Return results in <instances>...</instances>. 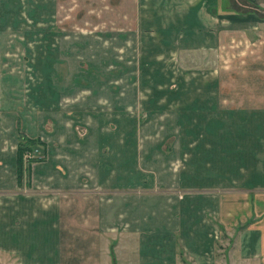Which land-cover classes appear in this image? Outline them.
Returning <instances> with one entry per match:
<instances>
[{
  "label": "crops",
  "instance_id": "1",
  "mask_svg": "<svg viewBox=\"0 0 264 264\" xmlns=\"http://www.w3.org/2000/svg\"><path fill=\"white\" fill-rule=\"evenodd\" d=\"M63 11L118 31L119 46L134 41L145 51L137 78L168 86L149 87L146 129L130 122L127 134L128 121L110 113L80 123L77 108L59 111L55 50L16 40L36 63L26 77L54 80L25 103L16 97L24 75H0L5 264H264V0H0V20L15 29ZM6 30L0 52L14 47L1 46ZM196 52L197 71L175 70L174 55ZM20 119L46 146L28 188L16 184Z\"/></svg>",
  "mask_w": 264,
  "mask_h": 264
},
{
  "label": "rangeland",
  "instance_id": "2",
  "mask_svg": "<svg viewBox=\"0 0 264 264\" xmlns=\"http://www.w3.org/2000/svg\"><path fill=\"white\" fill-rule=\"evenodd\" d=\"M10 8L11 6L7 4L6 10L9 11ZM62 15L63 17L59 16L54 19L46 17L43 22L22 19L16 29L11 28L10 18L9 20L5 18L0 20V26L6 23V28H8L6 30L7 36L1 46H14L11 50L5 47L0 52V75H4V73L13 74L18 71L21 75H24V78H22L24 86H20L21 83L17 84L19 91L16 97H23L22 100L25 103H28L29 99H37V95L42 91L40 88L44 87L45 81L49 93V90H52L50 81L54 80L41 78L39 75L33 76V79L26 77L28 76L27 72L31 73L28 67H34V64H36L29 61V57L33 55L23 52L22 48L18 47L19 45L16 43V40L22 43L26 40L25 46H28L31 51L35 47L40 51L41 46L42 48L46 46L51 51L55 50V55L50 53L51 56H49L51 60L52 58L57 60L53 66H55L57 72L62 74L61 78L56 79L58 82L56 87L62 93L59 100L61 104L60 112H70L68 108L71 106L77 108L82 118L80 123L84 120L90 123L93 119L103 116L104 113H110L111 119L128 121L126 128L123 127L127 130L125 132L127 134H131L130 122L138 124L136 129L139 131L146 129L149 123L146 124L145 120L150 114V108L147 107L146 103V95L148 92L150 93L149 87L155 89L154 87L168 85L165 83V79L154 81L151 79L152 76L149 79L137 78L138 71L132 69L137 67V59L145 51L142 50L143 54H141L132 40H129L127 46H119L121 43L117 39L119 32L116 31L115 36L109 35V30H104L101 21H98L96 26H92L91 22L94 19L82 18L74 21L69 17V12ZM64 22H71V24L64 27ZM25 29L37 31L30 41L25 37L16 36V33H22ZM198 54V52L185 53L182 54V57L179 54L174 55L175 70L177 72L197 71L200 65L198 60L193 59V56H198ZM4 58H6V61H1ZM119 64L120 67L123 66L127 70L122 73L119 70ZM142 68L147 71L152 69L149 65H144ZM162 68L166 69L163 66ZM36 70H38V64ZM160 72L166 73L164 70ZM72 74L73 77H71ZM130 75L134 78H131ZM145 81H151V84ZM176 82L175 80L171 81L169 86L175 87ZM39 83H41V86L38 87ZM28 89H36V91L33 94ZM1 92H3V87ZM1 96L4 97L2 94ZM151 102L153 101L151 100ZM17 121H20L19 124L21 123V119ZM116 128V126L111 125L112 135L115 133L114 129ZM134 134L136 136L141 133L136 131ZM103 145L107 144H99L100 147H103ZM127 145H133V142L131 141ZM6 260L7 257L0 254V264H5Z\"/></svg>",
  "mask_w": 264,
  "mask_h": 264
},
{
  "label": "trees",
  "instance_id": "3",
  "mask_svg": "<svg viewBox=\"0 0 264 264\" xmlns=\"http://www.w3.org/2000/svg\"><path fill=\"white\" fill-rule=\"evenodd\" d=\"M46 146L39 138H28L22 133L17 121V144L15 149V173L17 187L30 186L31 166L45 159Z\"/></svg>",
  "mask_w": 264,
  "mask_h": 264
}]
</instances>
